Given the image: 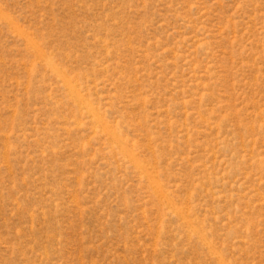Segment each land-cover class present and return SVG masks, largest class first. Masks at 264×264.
<instances>
[{"label":"rangeland","instance_id":"obj_1","mask_svg":"<svg viewBox=\"0 0 264 264\" xmlns=\"http://www.w3.org/2000/svg\"><path fill=\"white\" fill-rule=\"evenodd\" d=\"M0 264H264V0H0Z\"/></svg>","mask_w":264,"mask_h":264}]
</instances>
